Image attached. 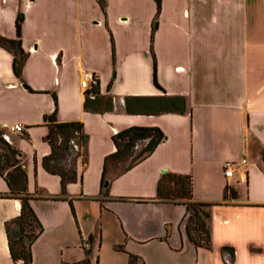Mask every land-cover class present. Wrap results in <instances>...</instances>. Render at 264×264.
Wrapping results in <instances>:
<instances>
[{
  "label": "crops",
  "instance_id": "obj_1",
  "mask_svg": "<svg viewBox=\"0 0 264 264\" xmlns=\"http://www.w3.org/2000/svg\"><path fill=\"white\" fill-rule=\"evenodd\" d=\"M102 2L103 11L97 0H0V36L15 39L14 20L23 17L18 77L0 48V131L21 155L42 229L31 264L88 263L94 233L87 250L79 245L82 259L67 260L72 229L83 222L98 231L96 253L102 232L112 231L121 264L128 254L134 264H264V0H159L157 15L154 0ZM84 72L96 78L98 96L111 97V111L84 110ZM126 97H180L184 112L126 114ZM53 110L86 136L85 162L75 161L80 178L64 195L41 165ZM16 123L21 133L8 130ZM130 127L156 128L162 138L148 155V139L116 148L112 137ZM225 162L234 163L230 178ZM164 174L189 175L192 200L211 204L208 249L188 242L183 205L154 200ZM225 186L235 199L222 201ZM8 196L0 177V264H14L4 225L19 202Z\"/></svg>",
  "mask_w": 264,
  "mask_h": 264
},
{
  "label": "trees",
  "instance_id": "obj_2",
  "mask_svg": "<svg viewBox=\"0 0 264 264\" xmlns=\"http://www.w3.org/2000/svg\"><path fill=\"white\" fill-rule=\"evenodd\" d=\"M97 2L103 11L102 0H97ZM154 2L157 15L159 0H154ZM22 18V14L18 12L14 20L15 39H7L0 36V48L12 55V68L17 77L26 58V54L20 48L19 41ZM154 23H152L151 32L153 31ZM152 82L154 86L158 87L155 79L154 59ZM89 92L95 96L89 98ZM89 92L84 91V110L96 113L112 110L111 97L98 96L97 82L96 86L91 87ZM123 110L126 114H158L171 111L183 113L184 100L180 97H126L123 98ZM45 126L47 128L45 141L50 151L48 155L42 158L41 165L46 172L59 177L60 194L64 195L65 186L80 178L76 173L75 161L78 157H81V162H85L86 136L82 133V126L78 122H57L54 110L49 116H46ZM161 138L162 135L156 128L130 127L114 135L112 141L118 148L119 141L125 140L126 147H129L136 140L148 139L144 150L146 152L145 155H148ZM20 161V153L1 138L0 131V177H2L8 188V197L19 202L18 216L4 225L8 251L14 264H31L30 247L42 229L29 204L32 198L26 191V174ZM235 198V191L225 186L222 201ZM154 200L183 205L185 208L184 232L188 242L194 248L208 249L210 247L208 220L211 204L192 200L191 178L189 175L164 174L156 184ZM67 202L70 210H72V201L67 199ZM115 250L123 251L120 246H116ZM221 251L223 255L229 257L233 252L231 248L226 247H223ZM136 259L135 256L128 254L127 264H134ZM74 264L88 263L87 260H83Z\"/></svg>",
  "mask_w": 264,
  "mask_h": 264
},
{
  "label": "rangeland",
  "instance_id": "obj_3",
  "mask_svg": "<svg viewBox=\"0 0 264 264\" xmlns=\"http://www.w3.org/2000/svg\"><path fill=\"white\" fill-rule=\"evenodd\" d=\"M54 0H42V2L45 3H50L52 4ZM128 152H126V155ZM90 230V224L83 222L81 227L79 228L78 226H74L72 229L71 233V241L72 245L68 248L70 249V256L67 258L68 261H77L76 259L78 258V255H80L81 259L83 257L82 251H81V246L79 248V245L81 244V241H79V235H81L84 239V241H88L89 235L93 234L94 235V242H95V247H93V250L89 253L88 256V263L89 264H95L97 261V264H121L122 262L126 261V257H124L120 253H114L112 251L111 245H112V231L109 230V232L106 234L104 231L102 232L101 236V243L99 246V249L96 253V245L99 241L98 239V231L96 232H91ZM83 250V249H82ZM41 260L40 258L37 259V261Z\"/></svg>",
  "mask_w": 264,
  "mask_h": 264
},
{
  "label": "built area",
  "instance_id": "obj_4",
  "mask_svg": "<svg viewBox=\"0 0 264 264\" xmlns=\"http://www.w3.org/2000/svg\"><path fill=\"white\" fill-rule=\"evenodd\" d=\"M96 86V78L94 77V75L92 73L89 72H84L82 75V79L80 81V87L83 88L85 91L89 92L91 87ZM95 95L91 92L88 93V97L89 98H93ZM8 130L10 132H16V133H21L23 130V127L16 123L11 125ZM2 138V135H1ZM242 163H244V160H241ZM233 162H225L223 164V169H222V173L224 178H230L232 176L233 173ZM81 248L84 250L88 249V242L87 241H83L80 244Z\"/></svg>",
  "mask_w": 264,
  "mask_h": 264
},
{
  "label": "water",
  "instance_id": "obj_5",
  "mask_svg": "<svg viewBox=\"0 0 264 264\" xmlns=\"http://www.w3.org/2000/svg\"><path fill=\"white\" fill-rule=\"evenodd\" d=\"M164 172V170H162V173Z\"/></svg>",
  "mask_w": 264,
  "mask_h": 264
}]
</instances>
